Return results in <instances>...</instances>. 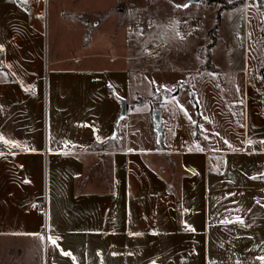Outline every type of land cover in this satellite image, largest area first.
Instances as JSON below:
<instances>
[{
	"label": "crops",
	"instance_id": "0c3cea01",
	"mask_svg": "<svg viewBox=\"0 0 264 264\" xmlns=\"http://www.w3.org/2000/svg\"><path fill=\"white\" fill-rule=\"evenodd\" d=\"M79 1V13L105 19L125 0ZM48 11L49 0H0V141L15 142L0 149V237L38 238L39 264H264L263 52L245 44L239 119L216 108L201 113L197 102L188 136L164 135L157 145L153 112L163 118L167 111L148 103L151 115L143 124L153 139L127 134L129 112L150 96L137 94L126 100L127 114L113 136L129 70L49 57ZM247 73L259 85H245ZM197 84L218 102L214 76L201 75ZM163 89L169 90L154 87L153 94ZM113 138L104 149L88 148ZM99 159L109 162L110 177L102 185L85 182Z\"/></svg>",
	"mask_w": 264,
	"mask_h": 264
},
{
	"label": "rangeland",
	"instance_id": "374dc122",
	"mask_svg": "<svg viewBox=\"0 0 264 264\" xmlns=\"http://www.w3.org/2000/svg\"><path fill=\"white\" fill-rule=\"evenodd\" d=\"M81 1L93 5L97 0ZM238 1L236 6L221 10L218 40L209 52V31L216 22L217 10ZM81 4L79 0H49L47 55L51 58L56 54L76 56L68 63H76L82 68L129 70L124 99L130 101L137 94L150 96L140 97V101L146 102L129 112L133 118L129 121L127 134L145 135V141L153 139L154 133L149 136L147 125L143 124L151 115L148 103L167 111L162 118L165 138L168 134L177 136L178 133L188 136V123L199 116L197 102L201 105V113L216 108L225 118H240L245 44L248 49L249 43H253L264 54V45L259 42L264 0H125L117 4L119 12H113L105 19L94 11L84 15L79 13ZM184 4L188 6L176 7ZM62 6H65L63 10ZM60 19L63 24L59 23ZM132 24L138 31L132 30ZM126 39H131L127 47L123 44ZM142 48L144 51L139 53ZM87 51H105L108 55L88 58L83 55ZM201 75L214 76L218 102L196 88ZM192 81H195V87L190 84ZM154 87L169 90L153 94ZM175 91H178L176 97ZM153 141H157L156 133ZM121 144L124 148L131 145L126 138ZM145 144L137 143V146ZM157 145L161 143L157 142ZM163 160L172 168L176 165L170 157L165 156ZM99 162L89 169L83 179L85 182L102 185L108 180L110 164L107 160ZM41 245L36 237H0V264H39Z\"/></svg>",
	"mask_w": 264,
	"mask_h": 264
},
{
	"label": "trees",
	"instance_id": "16d2710c",
	"mask_svg": "<svg viewBox=\"0 0 264 264\" xmlns=\"http://www.w3.org/2000/svg\"><path fill=\"white\" fill-rule=\"evenodd\" d=\"M210 2H215V0H210ZM237 4H239V1L237 3L234 2L231 5L225 4L220 9L217 10L216 22H215L214 26L212 27V29H210V31H209L210 42L207 45V49L209 50V52H210V50H212L213 46L217 43V40H218L217 29L220 26V22H221V10L223 8H232V7L236 6ZM262 34L264 35V24L262 26ZM177 92L178 91H175L174 94H177ZM112 142L116 143V138H113V139L106 141V142H95L91 146H89L88 148L89 149H104L109 143H112ZM162 143H163V140L161 141V144ZM6 148L7 147L4 145V143L0 141V149L3 150Z\"/></svg>",
	"mask_w": 264,
	"mask_h": 264
},
{
	"label": "water",
	"instance_id": "95a60500",
	"mask_svg": "<svg viewBox=\"0 0 264 264\" xmlns=\"http://www.w3.org/2000/svg\"><path fill=\"white\" fill-rule=\"evenodd\" d=\"M121 103V109L115 119L114 122V133L113 136H115L119 131V124L121 120L126 116L127 114V101L125 99H120ZM153 124H154V130L157 135V142L161 143L163 139V128H162V113L160 110H155L153 112Z\"/></svg>",
	"mask_w": 264,
	"mask_h": 264
},
{
	"label": "built area",
	"instance_id": "2783aa9c",
	"mask_svg": "<svg viewBox=\"0 0 264 264\" xmlns=\"http://www.w3.org/2000/svg\"><path fill=\"white\" fill-rule=\"evenodd\" d=\"M46 0H36L37 3H44ZM131 28L133 31H138V28L132 24ZM245 85H259V79L256 76H253L252 74H245ZM35 208H41V209H45L46 205L45 204H40V203H36L34 205Z\"/></svg>",
	"mask_w": 264,
	"mask_h": 264
},
{
	"label": "snow or ice",
	"instance_id": "6c2138e0",
	"mask_svg": "<svg viewBox=\"0 0 264 264\" xmlns=\"http://www.w3.org/2000/svg\"><path fill=\"white\" fill-rule=\"evenodd\" d=\"M188 5L187 4H184V5H176V7H187ZM3 46L0 45V48H2ZM180 107L183 109V105H180ZM186 111V110H185ZM4 138L2 136H0V140H3ZM97 139H99V137H97ZM4 143H11V144H15L14 141H7V140H4ZM129 151H132V149H129ZM237 220L239 221L240 218L238 217ZM242 223V221H240ZM51 239V238H50ZM52 243L53 244H56V241L55 240H52ZM63 255L64 256H69V257H72V259L74 260L75 257L72 256L71 252H63ZM259 259L261 260H264V257H260ZM154 264V262H153Z\"/></svg>",
	"mask_w": 264,
	"mask_h": 264
}]
</instances>
